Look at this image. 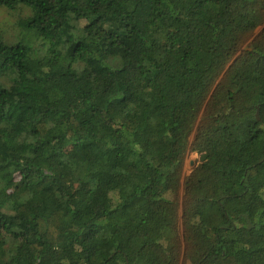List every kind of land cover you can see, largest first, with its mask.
I'll list each match as a JSON object with an SVG mask.
<instances>
[{
  "label": "trees",
  "instance_id": "16d2710c",
  "mask_svg": "<svg viewBox=\"0 0 264 264\" xmlns=\"http://www.w3.org/2000/svg\"><path fill=\"white\" fill-rule=\"evenodd\" d=\"M18 3L0 264H264V0Z\"/></svg>",
  "mask_w": 264,
  "mask_h": 264
},
{
  "label": "rangeland",
  "instance_id": "374dc122",
  "mask_svg": "<svg viewBox=\"0 0 264 264\" xmlns=\"http://www.w3.org/2000/svg\"><path fill=\"white\" fill-rule=\"evenodd\" d=\"M27 14H28V8L22 4L19 5V3L16 4L14 7H11V8L0 6V25L13 23L14 21L18 20L19 18L27 16ZM248 43L249 42H247L243 46L242 49L248 47ZM219 82L220 81L218 80V83ZM190 139L191 140L194 139V133L192 134ZM197 157H198V154L196 152L188 151L187 158L185 161V167L183 170V180L182 181H184L185 177L188 176L191 173V171L193 170L194 166L196 165ZM192 161H195L194 165L191 164ZM184 194H185V190L182 186L180 191H179V195H178V199H177V201L179 202L181 211H182V201H183ZM181 235H182V233H181Z\"/></svg>",
  "mask_w": 264,
  "mask_h": 264
},
{
  "label": "water",
  "instance_id": "95a60500",
  "mask_svg": "<svg viewBox=\"0 0 264 264\" xmlns=\"http://www.w3.org/2000/svg\"><path fill=\"white\" fill-rule=\"evenodd\" d=\"M230 65H231V64H229V66H230ZM229 66H228V68H229ZM257 115H258V118H259V111L257 112ZM191 164L194 165V164H195V161H192ZM244 216H245V218L247 219L248 226H249V227H252V222H251L249 216H248V215H244Z\"/></svg>",
  "mask_w": 264,
  "mask_h": 264
}]
</instances>
